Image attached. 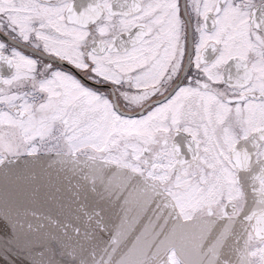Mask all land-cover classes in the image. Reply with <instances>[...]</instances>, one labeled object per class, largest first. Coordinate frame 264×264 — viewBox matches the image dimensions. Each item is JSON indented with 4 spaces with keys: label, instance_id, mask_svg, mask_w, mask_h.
Instances as JSON below:
<instances>
[{
    "label": "snow or ice",
    "instance_id": "obj_1",
    "mask_svg": "<svg viewBox=\"0 0 264 264\" xmlns=\"http://www.w3.org/2000/svg\"><path fill=\"white\" fill-rule=\"evenodd\" d=\"M0 264H264V0H0Z\"/></svg>",
    "mask_w": 264,
    "mask_h": 264
}]
</instances>
